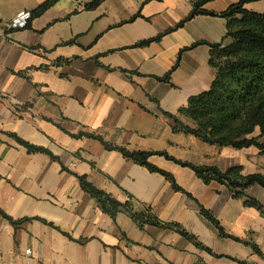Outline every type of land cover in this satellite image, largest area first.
<instances>
[{
    "label": "crops",
    "instance_id": "crops-1",
    "mask_svg": "<svg viewBox=\"0 0 264 264\" xmlns=\"http://www.w3.org/2000/svg\"><path fill=\"white\" fill-rule=\"evenodd\" d=\"M47 1L0 0V264H264L261 210L226 185L207 184L190 167L152 155L149 161L173 174L191 198L101 140L264 174L257 147L208 144L175 131L170 116L193 125L181 110L212 86L209 44L225 39L227 20L201 14L137 46L176 27L193 0H104L93 9L86 8L92 0H58L26 29L8 31L18 11ZM239 1L213 0L204 8L222 12ZM246 8L263 13L264 0ZM79 177L123 203L132 197L137 210L152 206L203 247L173 229H141L127 213L111 216ZM246 193L264 206L262 186Z\"/></svg>",
    "mask_w": 264,
    "mask_h": 264
},
{
    "label": "trees",
    "instance_id": "trees-1",
    "mask_svg": "<svg viewBox=\"0 0 264 264\" xmlns=\"http://www.w3.org/2000/svg\"><path fill=\"white\" fill-rule=\"evenodd\" d=\"M57 1L48 0L40 5L32 11L33 18L43 14ZM103 1L92 0L86 4V8H96ZM210 1L213 0H193L192 11L176 27L154 39L143 40L136 45L142 46L152 40H158L164 34L183 26L186 21L201 14L225 18L227 20L225 39L220 43L209 44L211 46L210 64L215 69L212 86L209 90L192 96L188 106L181 110L182 114L191 119L193 125L184 123L177 116H170L174 119L175 131L192 134L208 144L231 146L236 149L254 146L264 153V141L261 140L264 137V12L246 8L247 4L262 0H240L222 12L205 9L204 6ZM199 44L201 42L193 44L191 48ZM169 77L168 74L163 80L168 81ZM101 140L108 149L118 150L151 171L160 172L172 183L175 190L184 192L191 198L193 195L177 183L173 174L149 161L152 155H163L182 166L190 167L207 184L216 181L226 185L233 191L235 197L245 198L246 205L256 207L264 213V206L246 193L247 189L254 185L264 188V174L262 173L245 174L241 165L232 166L223 171L216 166L196 165L177 159L166 151L129 150L127 147ZM21 142L31 150L47 151L28 142ZM79 179L84 190L97 200L104 212L111 216L115 217L120 212L127 213L141 229H144L146 225L173 229L199 247H203L197 237L187 232L180 224L162 221L154 213L152 206H144L142 210H137L132 197L123 203L88 181L86 177H79ZM201 207L203 214L218 226L221 234L228 236L220 227L219 222L203 206Z\"/></svg>",
    "mask_w": 264,
    "mask_h": 264
},
{
    "label": "built area",
    "instance_id": "built-area-1",
    "mask_svg": "<svg viewBox=\"0 0 264 264\" xmlns=\"http://www.w3.org/2000/svg\"><path fill=\"white\" fill-rule=\"evenodd\" d=\"M33 18L32 11L30 10H20L16 13L13 19L7 24L8 31H16L21 29H26L29 27ZM32 250H26V255H31ZM1 264H22L19 261H12V262H2ZM30 264H41L39 260H32Z\"/></svg>",
    "mask_w": 264,
    "mask_h": 264
}]
</instances>
